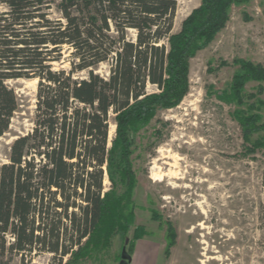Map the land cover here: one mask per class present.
Here are the masks:
<instances>
[{
  "label": "trees",
  "instance_id": "obj_1",
  "mask_svg": "<svg viewBox=\"0 0 264 264\" xmlns=\"http://www.w3.org/2000/svg\"><path fill=\"white\" fill-rule=\"evenodd\" d=\"M248 1L201 0L173 33L179 0H0V137L21 106L8 82L38 80L34 127L0 167V264L33 253L69 264L127 230L132 133L181 104L190 59L226 26L231 7ZM65 49L70 68L55 69ZM105 62L108 76L96 71ZM235 62L231 96L240 100L247 81L264 83V65Z\"/></svg>",
  "mask_w": 264,
  "mask_h": 264
},
{
  "label": "rangeland",
  "instance_id": "obj_2",
  "mask_svg": "<svg viewBox=\"0 0 264 264\" xmlns=\"http://www.w3.org/2000/svg\"><path fill=\"white\" fill-rule=\"evenodd\" d=\"M200 4L179 0L173 33ZM229 14L211 44L190 59V91L181 104L132 133L136 186L126 206V214L133 211L127 230L69 264H202L204 248L208 257L218 258L207 264H264V83L249 80L240 100L231 96L233 76L241 68L236 59L264 65V0L234 4ZM58 16L55 7L51 17ZM63 55L55 69L70 68L69 51ZM109 67L105 62L96 71L108 76ZM8 84L21 106L0 137V167L9 161L12 142L34 127L38 80ZM147 90L158 88L149 83ZM104 185L110 189L109 179ZM125 189L119 184L117 190ZM57 263L51 253L9 262Z\"/></svg>",
  "mask_w": 264,
  "mask_h": 264
},
{
  "label": "bare ground",
  "instance_id": "obj_3",
  "mask_svg": "<svg viewBox=\"0 0 264 264\" xmlns=\"http://www.w3.org/2000/svg\"><path fill=\"white\" fill-rule=\"evenodd\" d=\"M115 131H116V126L115 125L111 126V131H110V137L111 138L113 137L112 135L115 133ZM199 225H201V224H199ZM200 254H202L205 257L204 260L203 259H199V261L202 264H207V262H212L213 259H218L217 257H213V256L212 257H208L207 248H204V252H201ZM192 257L193 258L197 257V252H193Z\"/></svg>",
  "mask_w": 264,
  "mask_h": 264
},
{
  "label": "water",
  "instance_id": "obj_4",
  "mask_svg": "<svg viewBox=\"0 0 264 264\" xmlns=\"http://www.w3.org/2000/svg\"><path fill=\"white\" fill-rule=\"evenodd\" d=\"M126 242H128V240H126ZM123 257H124V258H127V256H126V254H125V253L123 254Z\"/></svg>",
  "mask_w": 264,
  "mask_h": 264
}]
</instances>
